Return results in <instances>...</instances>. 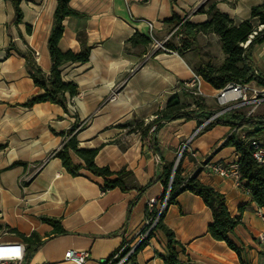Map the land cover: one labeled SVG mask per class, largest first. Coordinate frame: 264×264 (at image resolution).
<instances>
[{
	"label": "crops",
	"instance_id": "obj_1",
	"mask_svg": "<svg viewBox=\"0 0 264 264\" xmlns=\"http://www.w3.org/2000/svg\"><path fill=\"white\" fill-rule=\"evenodd\" d=\"M262 3L264 0H69L77 15L63 20L58 48L78 53L77 35L82 33L90 52L86 63L61 68L62 81L74 83L78 91L75 97H67L65 112L51 103L24 106L40 90L27 73L25 59L15 50L7 53L11 46L20 52L30 49L37 53V66L49 74L52 63L47 40L57 0H21L18 24L14 23L11 0H0V225L26 237L35 233L42 242L23 264H69L63 262L68 250L85 251V264H98L135 237L144 224L147 201L163 193V167L173 166L177 153L199 126L196 118L160 120L142 136L132 131L135 123L152 121L173 99L197 115L214 112L211 105L216 106L217 90L203 80L202 96L182 89L201 55L167 50L178 39L172 33L176 27L166 21L176 15L182 22L204 23L207 16L198 9L214 4L238 24L250 20L251 8ZM147 23H152V35L163 49L149 39ZM251 23L256 26L258 21L252 19ZM208 41L218 46L219 63L212 64L218 67L224 60L218 37L197 35L198 46ZM192 55L196 63L191 61ZM251 60L253 71L264 79V43L252 50ZM196 99L204 110L195 106ZM238 113L245 114L243 110ZM220 120L227 124L206 127L190 141L178 164L181 175L191 174L207 158L220 164L238 159L235 148L226 144L232 132L230 119L223 115ZM75 123L80 127L78 148L97 149L94 163L98 167L113 173L131 172L135 185L143 188L141 192L103 191L101 177L85 169L75 177L65 171L53 154L63 144L61 134ZM70 158L83 165L75 154L70 153ZM197 176L224 196L232 216L240 212L241 224L228 234L240 257L208 234L211 210L199 196L186 191L177 195L163 217L164 225L184 248V252L177 248L178 259L185 264H264V245L257 241L264 233V208L257 207L245 188L236 187L231 179L206 171ZM43 217L58 220L66 234L53 236V228L41 221ZM167 255L166 236L158 229L133 262L163 264Z\"/></svg>",
	"mask_w": 264,
	"mask_h": 264
},
{
	"label": "trees",
	"instance_id": "obj_2",
	"mask_svg": "<svg viewBox=\"0 0 264 264\" xmlns=\"http://www.w3.org/2000/svg\"><path fill=\"white\" fill-rule=\"evenodd\" d=\"M20 1L21 0H11L15 11V24L20 23L22 20V13L19 7ZM171 1L174 2L175 0ZM68 3L69 0H57L54 11L52 28L47 40V48L52 63L49 74L44 73L37 66L33 57L34 52L30 49H27L25 52L18 51L14 46L7 49V53H9L10 50H15L18 55L25 59L27 73L33 84L40 90L39 94L30 98L24 104L25 107L30 108L36 103H51L60 106L66 112L68 105L67 97L71 99L78 93L74 83H64L62 81L61 68L66 64L86 63L89 58L90 48L86 46L85 37L82 33L77 35V40L81 45V50L78 53H73L72 51L62 52L58 48L59 41L63 35V20L66 17L77 15V13L69 7ZM198 12L207 16V20L204 23L191 24L182 22L176 15H173L166 21L172 28L177 27L181 23L174 33L178 42L175 44H168L166 47L167 50L175 51L181 55H183L184 51L190 50L200 56L197 35L215 34L219 39L221 51L224 54L223 63L215 67L211 65V63L205 62L200 58V62L192 66L193 72L199 75L204 82L215 90H221L229 83L246 84L253 80L259 81V78L253 71L251 52L256 46L264 43V28L260 31L257 30L259 25L264 26V3L251 8L250 20H245L238 24H235L228 16L220 13L214 4L209 5L206 10L201 6ZM252 19H257L258 24L256 26L251 23ZM253 32H256V34L250 40L248 46L243 48L242 45ZM136 37L137 36H134L130 41L134 42ZM144 42L147 43L148 41L144 40ZM195 106L200 110H204L205 108L199 99L195 100ZM186 109V106L181 105L177 100L173 99L167 103L163 110L156 113L152 121L146 124L142 121L136 122L132 131L137 130L141 132L142 136H146L152 124L160 120H174L177 118L186 120L196 118L198 124H201L207 119L210 113H212L211 111L209 113L204 112L201 115H197L193 111H186ZM225 115L230 119V123L228 124L231 125L232 130L226 140V144L233 146L238 154L236 162L239 167L241 184L243 188L247 190L256 206L264 208V164H258L253 158V149L251 146V139H256L259 134L264 133V117H245L243 114L239 113H226ZM220 124H227V122L216 120L211 122L208 128ZM244 128L247 129V139L245 140L239 136V132ZM79 129V124L75 123L66 133H62L63 144L53 154L55 158L61 161L63 168L69 175L73 177L79 176V171L85 169L92 175L103 179V191L119 189L121 192H127L129 190L141 192L143 190V188L135 185L131 172L121 170L117 173H113L107 167L96 166L94 159L97 154V149L87 150L78 148L76 133ZM70 153L75 154L82 161L83 165L74 164L71 161ZM171 171V164H167L163 167L160 177L163 187L161 196H163L168 189ZM198 172H192L189 175L183 176L181 175L180 167L177 166L170 185L168 206L173 204L177 195L182 192L188 191L199 196L212 212V222L207 227L208 234L214 240L225 242L226 245L240 257L239 249L228 238V234L241 224L240 212L232 216L227 210L224 196L211 186L203 184L197 176ZM163 217L164 214L160 217L154 228V231L158 229L162 230L167 239L168 255L162 259L163 264H185L178 259L177 251V248H179L181 252H184V248L175 239L173 232L164 225ZM41 221L53 228V236L66 234L58 220L43 217ZM10 230L26 244L27 254L25 260L42 244V242L37 239L35 233L26 237L17 232L16 229L10 228ZM143 246L144 245L138 248L135 254Z\"/></svg>",
	"mask_w": 264,
	"mask_h": 264
},
{
	"label": "built area",
	"instance_id": "obj_3",
	"mask_svg": "<svg viewBox=\"0 0 264 264\" xmlns=\"http://www.w3.org/2000/svg\"><path fill=\"white\" fill-rule=\"evenodd\" d=\"M147 25L149 27V39L154 42L156 48L163 49L162 44L156 42L152 35V23H147ZM180 25L181 23L172 33L177 31ZM262 28H264V26L259 25L257 30L260 31ZM255 34L256 32H253V34L249 36L247 41L242 45L243 48L248 46L250 40ZM33 57L35 59L37 53H33ZM255 75L259 78V81L253 80L246 84L229 83L223 89L217 90L215 95L217 109L210 113L205 121L199 124L195 131L185 141L181 150L177 153L175 162L172 166L168 189L163 196H160L159 198H151L147 201L146 218L142 228L131 241L123 242L115 252L106 259L100 261L98 264H135L133 262L135 251L149 241L156 224L168 207L170 185L172 183L173 174L180 160L183 158L188 144L194 137L208 127L211 122L220 120V118L226 113H238L243 110L245 112V117H252L258 112V110L264 109V79L259 77L257 73H255ZM201 83L202 78L193 73V76L189 81L182 83V89L187 90L193 96H202ZM251 146L253 149V158L258 164H264V146H261L255 141H252ZM190 155L194 156L193 153ZM236 161L228 164H220L207 158L198 164L194 172L206 171L224 179H231L236 187L243 188L240 181L239 167ZM257 241L259 244L264 245V233L258 235ZM26 251L27 246L21 239H0V264H23ZM87 259V253L82 250H68L63 256V262L69 264H85Z\"/></svg>",
	"mask_w": 264,
	"mask_h": 264
},
{
	"label": "rangeland",
	"instance_id": "obj_4",
	"mask_svg": "<svg viewBox=\"0 0 264 264\" xmlns=\"http://www.w3.org/2000/svg\"><path fill=\"white\" fill-rule=\"evenodd\" d=\"M175 43H177L178 41H175ZM200 48V55H201V59L205 62H209L212 64H216L219 63V49H218V46L216 45L215 42H211V41H208V42H203L201 44V46H199ZM198 59V58H197ZM191 61H193L194 63H196V58L194 55H192L191 57ZM213 65V66H214ZM211 109L213 110H216L217 107L215 106V104L213 103L211 105ZM254 117H264V110H260L259 112H257L255 115H253ZM247 129L244 128L243 130H241L239 132V136H241L242 139H247ZM255 142L259 143L260 145L264 146V133H261L258 135V137H256V139H254ZM1 229H0V237H3V238H15L16 235H14L10 228L8 226H5L3 224L0 225Z\"/></svg>",
	"mask_w": 264,
	"mask_h": 264
}]
</instances>
